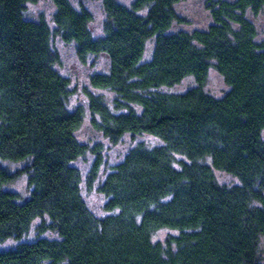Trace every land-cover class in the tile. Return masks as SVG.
<instances>
[{
  "label": "trees",
  "instance_id": "trees-1",
  "mask_svg": "<svg viewBox=\"0 0 264 264\" xmlns=\"http://www.w3.org/2000/svg\"><path fill=\"white\" fill-rule=\"evenodd\" d=\"M35 1L0 0V243L37 219L40 234L55 237L0 249V264H263L264 42L250 13L264 0H206L213 22L192 31L174 30L181 0H104L101 36L88 8L52 0L53 28L26 15ZM54 36L75 43L84 62L108 57L90 86L112 100L87 87V107L70 105ZM212 69L229 86L222 96L205 89ZM188 76L195 87L164 89ZM88 115L112 142L150 134L162 144L137 143L100 179L102 145L78 137ZM91 152L86 179L77 161ZM217 170L240 182L220 183ZM24 174L28 197L9 187ZM85 185L106 197L105 214L90 208ZM166 228L177 233L155 240Z\"/></svg>",
  "mask_w": 264,
  "mask_h": 264
},
{
  "label": "rangeland",
  "instance_id": "rangeland-1",
  "mask_svg": "<svg viewBox=\"0 0 264 264\" xmlns=\"http://www.w3.org/2000/svg\"><path fill=\"white\" fill-rule=\"evenodd\" d=\"M75 7L80 8L82 6L88 8L94 18L91 23V29L96 36H101L104 33V23L107 18V13L104 7V0H71ZM128 4H132L134 0H124ZM56 11V6L52 0H37L30 2L27 5L26 15L32 19H39L41 16H45L52 27L53 15ZM177 11L183 18V22L176 23L174 30H187L192 31L195 29H204L208 27L212 22V16L207 9L206 0H181L177 4ZM250 17L255 22L259 31V40L264 42V8L258 14L250 13ZM53 43L55 48L61 55V63L58 65L59 71L67 76L71 81V87L74 91L70 105L76 107L77 105H84L87 107L88 98L84 92L85 88H90L93 92L103 94L109 100L114 98L113 92L109 90H95L90 86V76L96 72L108 71L110 67V60L105 55H90L84 62L78 55L77 47L75 43L65 42L61 37L54 36ZM154 49V41L148 43L147 56L149 57ZM197 85L195 79L192 76H188L182 80V82L165 87V90L174 92H185L188 89ZM205 89L213 95L222 96L228 90L229 86L226 83L224 77L215 69H212L209 75V79L206 83ZM78 137L84 143L89 144L91 147L97 144H101L104 155V164L102 165L100 179H103L112 168L123 161L128 151L139 142H144L150 147L162 144V141L150 134L131 135L126 134L118 142H112L105 137L101 132L93 128L90 122V116L88 115L84 125L78 131ZM183 157L177 155V160ZM95 161V155L91 152L86 157L77 161V165L82 170L85 178H88ZM1 162L8 166L12 170H17L26 165L25 161H3ZM179 165V161L176 162ZM217 178L220 183L234 185L239 183V179L222 170L216 171ZM98 182H96V186ZM12 190L17 191L22 197H28L31 192V187L28 182V175L24 174L20 176L18 180L9 186ZM85 196L90 208L98 215L105 214L106 197L101 194L97 188L88 189L85 185ZM42 220L37 219L31 230L25 234L22 238H10L0 243V249H8L15 247L21 241H33L39 237H55L52 232H45L40 234L39 226ZM177 233L171 229H161L154 234L155 240L165 241L171 234ZM260 251L262 262L264 264V237L260 242Z\"/></svg>",
  "mask_w": 264,
  "mask_h": 264
}]
</instances>
